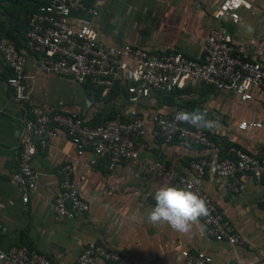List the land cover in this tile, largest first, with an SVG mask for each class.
<instances>
[{"label": "crops", "instance_id": "0c3cea01", "mask_svg": "<svg viewBox=\"0 0 264 264\" xmlns=\"http://www.w3.org/2000/svg\"><path fill=\"white\" fill-rule=\"evenodd\" d=\"M221 1L103 0L91 24L106 43L129 44L155 52L177 51L189 59H198L203 38L215 26L212 15ZM247 1L250 9H240L238 22L226 23L224 28L238 53L264 65V0ZM34 4L35 0H0V36L17 39L28 73H33L35 58L24 49L20 37L26 13ZM8 75L0 58V252L10 246L29 247L44 253L49 264H74L84 243L97 242L121 253L127 264H182V249L207 253L211 264L264 258V181L256 183L249 175L239 176L241 189L237 194L226 190L224 180L209 174L200 181L201 188L235 228L241 239L237 245L209 238L200 221L187 235L166 225L153 227L146 222L158 187L165 183L177 187L164 175L146 170V165L159 162L166 169L185 173L187 162L195 157H218L217 149L163 144L149 126L144 136L134 139L138 165L120 162L107 171L97 163L87 177H83V165L91 157L90 152L76 159L68 138L59 133L45 152L32 157L36 189L22 204L21 194L10 185L8 175L16 167L25 111L12 101L4 85ZM27 84L31 97L44 111L53 108L77 112L89 125L102 123L111 113L127 116L125 95L118 91L87 96L84 85L45 74L35 75ZM177 104L185 111L206 112L207 118L215 122L214 131L209 133L219 146L233 143L245 152L260 147V131H240L236 125L242 120H264L263 93L254 91L249 101L240 102L228 93L194 83L177 96ZM137 106L139 110L158 111L169 107L159 104L153 95ZM68 160L76 161L73 178L81 196L89 199V211L56 223L51 204L57 192V169Z\"/></svg>", "mask_w": 264, "mask_h": 264}, {"label": "built area", "instance_id": "2783aa9c", "mask_svg": "<svg viewBox=\"0 0 264 264\" xmlns=\"http://www.w3.org/2000/svg\"><path fill=\"white\" fill-rule=\"evenodd\" d=\"M28 17L24 34V49L33 54V73L25 67V56L4 37L0 38V58L9 70L4 85L14 103L25 111L22 137L17 148L15 169L8 182L21 194L24 204L35 191L37 174L32 167L35 153H43L59 133H63L79 159L89 151L91 157L83 165V177L101 163L112 171L120 162L138 165L134 139L154 129L163 144L191 145L216 150L205 131L177 124L173 117L180 105L163 111L139 110L138 104L157 93L181 90L197 83L212 91L225 92L240 102H247L254 91L264 94V65L238 53L232 38L224 28L236 24L240 9H250L247 0H222L212 15L214 27L208 29L200 47V57L189 59L177 51H152L129 44L114 45L102 41L91 24L103 0H37ZM37 74L63 78L73 84L90 85L107 92L114 82H123L128 105L126 118L115 115L97 125H88L77 112L44 111L31 97L28 81ZM167 123H163V122ZM240 131H260L261 145L253 152L229 147L226 156L195 157L187 162L186 172L166 169L161 163L146 165L157 175L178 188L191 190L206 200L207 217H201L205 234L215 241L229 245L241 243L235 228L218 210L211 197L201 188L205 174L224 180L232 194L241 189L240 175H249L258 183L264 181V120H242L236 125ZM76 162V161H75ZM70 160L57 169V192L52 199V218L60 223L89 211V199L79 193L74 180L76 163ZM1 227V222H0ZM3 253V264H49L48 257L29 247L10 246ZM182 264H211V257L202 251H179ZM127 264L121 253L97 242H86L74 264ZM230 264H264V258L236 261Z\"/></svg>", "mask_w": 264, "mask_h": 264}, {"label": "clouds", "instance_id": "9594fccd", "mask_svg": "<svg viewBox=\"0 0 264 264\" xmlns=\"http://www.w3.org/2000/svg\"><path fill=\"white\" fill-rule=\"evenodd\" d=\"M173 119L177 124L200 131L212 132L216 127L215 122L207 118V113L199 109L191 112L177 110ZM154 202L146 222L153 227L166 225L179 234L191 233L193 226L199 224L200 218L209 215L205 199L191 190L169 186L167 183L155 191ZM2 258L3 253H0V259Z\"/></svg>", "mask_w": 264, "mask_h": 264}, {"label": "trees", "instance_id": "16d2710c", "mask_svg": "<svg viewBox=\"0 0 264 264\" xmlns=\"http://www.w3.org/2000/svg\"><path fill=\"white\" fill-rule=\"evenodd\" d=\"M38 4L37 0H35V4H34V7L31 9V11H29V13L27 12L26 13V21H25V24H24V29H23V32H21V42H22V45H23V42H24V34H25V31L27 29V22H28V17L30 15V13L34 10V8L36 7V5ZM1 37H4L6 38L7 40H9L13 45L14 47L17 49V46H16V41L17 39H13L12 37L10 36H0ZM24 47V45H23ZM9 71V70H8ZM10 73V72H9ZM84 85V90L87 94V96L93 94V95H97L98 93L100 94L102 92V90L100 88H96L92 85H90L89 83H85L83 84ZM96 91H95V90ZM113 91H118L119 93L121 94H124L125 95V89H124V86L123 85H119V83L116 81L114 82L113 86L107 91V93H112ZM184 92V89H181V90H177V89H174L172 90L171 92L169 93H157L156 94V99L158 100V103L161 104V105H165V106H173L176 104V100H177V96H179L180 94H182ZM178 105V104H177ZM115 117V114L114 113H111L109 115L106 116V118L104 120H107V119H112ZM103 120V121H104ZM89 125V124H88ZM91 126V125H90ZM186 126L187 128H191L187 125H184ZM193 129V128H191ZM205 133L207 135V137L213 141L216 145V148L218 150V157L217 158H223L226 156V153H227V150L229 147H235V148H238V149H241L240 147H238L237 145L233 144V143H223L222 146H219L218 142L216 141V138L215 136L211 135L208 131L205 130ZM175 143V142H174ZM242 150V149H241Z\"/></svg>", "mask_w": 264, "mask_h": 264}, {"label": "rangeland", "instance_id": "374dc122", "mask_svg": "<svg viewBox=\"0 0 264 264\" xmlns=\"http://www.w3.org/2000/svg\"><path fill=\"white\" fill-rule=\"evenodd\" d=\"M95 90V89H94ZM96 91V90H95Z\"/></svg>", "mask_w": 264, "mask_h": 264}]
</instances>
